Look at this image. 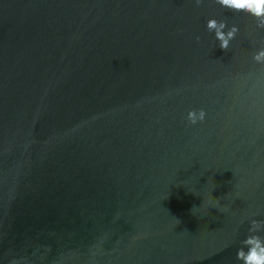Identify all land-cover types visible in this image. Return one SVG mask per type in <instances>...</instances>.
Instances as JSON below:
<instances>
[{
	"label": "water",
	"instance_id": "water-1",
	"mask_svg": "<svg viewBox=\"0 0 264 264\" xmlns=\"http://www.w3.org/2000/svg\"><path fill=\"white\" fill-rule=\"evenodd\" d=\"M213 17L239 28L227 51ZM256 24L215 0H0V264H242L264 219Z\"/></svg>",
	"mask_w": 264,
	"mask_h": 264
},
{
	"label": "clouds",
	"instance_id": "clouds-1",
	"mask_svg": "<svg viewBox=\"0 0 264 264\" xmlns=\"http://www.w3.org/2000/svg\"><path fill=\"white\" fill-rule=\"evenodd\" d=\"M203 0H195L197 6L201 5ZM215 3L221 7L235 12H246L256 19V26L264 29V0H215ZM206 28L209 33L214 35V39L219 41V48L227 51L230 47L239 28L236 25L229 27L226 19L218 20L209 18L206 22ZM199 41L200 37H196ZM253 60L264 65V47H260L253 55ZM206 117L204 109H191L187 114V121L190 125L202 122ZM215 206V205H213ZM256 215H259L257 213ZM249 227L247 235L239 241L236 259L242 264H264V219L248 218ZM245 220H242L243 224Z\"/></svg>",
	"mask_w": 264,
	"mask_h": 264
}]
</instances>
